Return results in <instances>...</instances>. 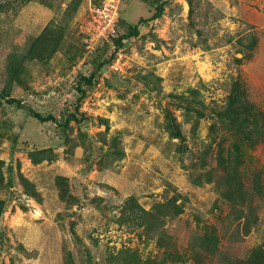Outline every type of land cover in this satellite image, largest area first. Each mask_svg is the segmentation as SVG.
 <instances>
[{"label": "rangeland", "instance_id": "374dc122", "mask_svg": "<svg viewBox=\"0 0 264 264\" xmlns=\"http://www.w3.org/2000/svg\"><path fill=\"white\" fill-rule=\"evenodd\" d=\"M103 1L0 0V94L57 121L83 115L56 127L0 99V264H194L165 263L158 242L187 255L211 227L218 252L201 264L248 257L264 194L245 233L247 209L219 192L235 144L242 179L259 170L264 189V0L121 1L113 39L160 15L90 52L82 25ZM129 199L169 207L152 228Z\"/></svg>", "mask_w": 264, "mask_h": 264}, {"label": "trees", "instance_id": "16d2710c", "mask_svg": "<svg viewBox=\"0 0 264 264\" xmlns=\"http://www.w3.org/2000/svg\"><path fill=\"white\" fill-rule=\"evenodd\" d=\"M121 1L123 2L125 0H121ZM120 5L121 2L119 4L118 21L120 20V24H122L121 21L122 18H120ZM156 7H157L156 12L152 14L151 18H149L150 20L159 17L160 15L161 8L160 6H156ZM149 19L141 18L138 23L139 24L144 23L146 21H149ZM139 24L137 23L134 25L127 24L126 27H129L130 31L125 35L123 34L119 36V38L113 39L112 37L113 35L110 36L111 44L113 45L114 49L120 48L123 44H125V41H127V39L137 36ZM97 48L110 49L108 44L98 45L96 49ZM108 62H110L109 58L105 60L104 64L106 63L108 64ZM94 73L95 72H92L89 75V77L80 76L77 81L78 87H88V88L91 87L94 84L93 83ZM0 99L5 100L8 104L15 105L18 109L27 111L31 117L37 119L40 122H52L55 124L56 127L57 126L67 127L68 123L71 121L77 124H80L83 121V115L79 117L75 112L68 113L62 121H57L53 115H47L45 117L41 116L39 113L33 111L31 108H28L25 105H23L17 99L12 98L6 100V98L1 94H0ZM245 138H247V136H245ZM233 149L235 153L230 155V157L232 158L224 160V163H226L228 167L226 166L225 173L221 179L222 190L219 192V194L225 202L234 205L236 204L241 207H245L247 209L246 211H243L241 209L240 218L244 219L245 233H248L250 231L251 222L254 221L256 216L255 208L252 206L251 200L253 198L263 196L264 194V189L262 184L263 178L261 176V171L257 170L255 172H252L251 177L248 179V184H246L245 179H242L238 170V165L240 161L238 157L239 153L237 151L238 147L236 144L234 145ZM63 182L65 184L66 180L64 179ZM129 200L131 203L125 202L124 208L133 209V211H139L137 213L138 219L141 220L142 222H145L147 225L150 226L152 225V228L155 227V223L158 222L167 213V209L169 207L168 204H156L153 208L154 211H145L135 203L134 199H129ZM4 208H5V202L3 200H0V218L5 212ZM158 213H162V214H158ZM145 218H148L149 220L147 221L145 220ZM165 234L166 232L164 230L159 232L160 240L161 239L163 240V236ZM2 236L3 235L0 234V241H2ZM197 240H198L197 244L187 247L188 250L187 255L180 254L175 248L174 243L170 239L163 240L162 243L165 246L163 244H160V242H158L159 248H164L161 253V258H164L165 263L168 261H172L176 263L179 262L184 263L187 260H190L194 264H201L205 258L216 256L218 252V246H217L218 240H217V232L214 227L205 230L201 234H198ZM127 264H148V262L146 263L143 260L139 259L138 257H133L130 258V260H127ZM222 264H264V238L260 244H258L257 246L251 249V252L248 255V257L244 259L224 258Z\"/></svg>", "mask_w": 264, "mask_h": 264}, {"label": "built area", "instance_id": "2783aa9c", "mask_svg": "<svg viewBox=\"0 0 264 264\" xmlns=\"http://www.w3.org/2000/svg\"><path fill=\"white\" fill-rule=\"evenodd\" d=\"M121 0L103 1L98 6L91 7V10L83 22L82 29L85 36V43L90 52L98 45L108 44L113 51L110 36L114 34L119 17V4ZM118 56V54H117ZM112 72L121 71L118 57L111 61Z\"/></svg>", "mask_w": 264, "mask_h": 264}, {"label": "crops", "instance_id": "0c3cea01", "mask_svg": "<svg viewBox=\"0 0 264 264\" xmlns=\"http://www.w3.org/2000/svg\"><path fill=\"white\" fill-rule=\"evenodd\" d=\"M4 215H5V213H4L2 216H4ZM2 216H1V217H2Z\"/></svg>", "mask_w": 264, "mask_h": 264}]
</instances>
